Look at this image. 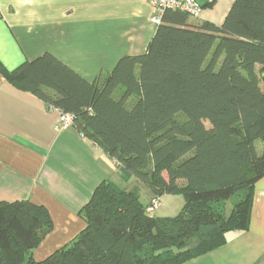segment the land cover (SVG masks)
Listing matches in <instances>:
<instances>
[{
  "label": "trees",
  "instance_id": "1",
  "mask_svg": "<svg viewBox=\"0 0 264 264\" xmlns=\"http://www.w3.org/2000/svg\"><path fill=\"white\" fill-rule=\"evenodd\" d=\"M197 18L165 9L143 53L90 81L48 52L0 64L15 88L71 114L122 183H99L78 212L84 227L38 260L47 209L0 201V264H183L248 228L264 175V0H233L219 25ZM164 194H181V210L151 215Z\"/></svg>",
  "mask_w": 264,
  "mask_h": 264
},
{
  "label": "crops",
  "instance_id": "2",
  "mask_svg": "<svg viewBox=\"0 0 264 264\" xmlns=\"http://www.w3.org/2000/svg\"><path fill=\"white\" fill-rule=\"evenodd\" d=\"M232 2L214 0L191 20L219 25ZM154 12L149 0H0V64L10 71L48 52L90 81L120 57L146 50ZM59 116L0 74V201L43 205L53 222L34 256L74 237L95 187L117 174L95 143L73 126L58 128ZM183 264H264V175L253 186L248 228L228 232L223 246Z\"/></svg>",
  "mask_w": 264,
  "mask_h": 264
},
{
  "label": "built area",
  "instance_id": "3",
  "mask_svg": "<svg viewBox=\"0 0 264 264\" xmlns=\"http://www.w3.org/2000/svg\"><path fill=\"white\" fill-rule=\"evenodd\" d=\"M154 7V14L152 21L155 24H159L161 21L162 13L165 9H179L188 13L191 17H199L202 6L198 0H149ZM73 118L71 114H65L60 112L59 120L57 122V127L64 129L71 127ZM158 200H153L149 210H153L157 207Z\"/></svg>",
  "mask_w": 264,
  "mask_h": 264
},
{
  "label": "rangeland",
  "instance_id": "4",
  "mask_svg": "<svg viewBox=\"0 0 264 264\" xmlns=\"http://www.w3.org/2000/svg\"><path fill=\"white\" fill-rule=\"evenodd\" d=\"M115 176H118L115 175ZM118 177H114L115 184L121 185L122 183L119 182ZM148 188L145 185H142L141 187V201L145 203L147 201L146 193L148 192ZM234 199V198H233ZM184 200L181 194H164L160 198V202L157 205V207L151 212V215L159 216V217H171L178 214V212L181 210L183 206ZM231 208V203L227 204V211H229ZM45 246L39 247L35 251V256L38 257L37 259H42L46 257L49 254H45L44 252ZM28 264V263H25Z\"/></svg>",
  "mask_w": 264,
  "mask_h": 264
}]
</instances>
